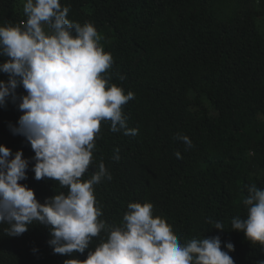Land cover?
<instances>
[{
    "label": "trees",
    "instance_id": "16d2710c",
    "mask_svg": "<svg viewBox=\"0 0 264 264\" xmlns=\"http://www.w3.org/2000/svg\"><path fill=\"white\" fill-rule=\"evenodd\" d=\"M26 0H0V26L26 21ZM70 6L68 18L107 28L115 41L105 52L113 57L110 83L134 99L122 107L127 128L113 132L101 122L92 162L82 177L90 178L103 162L111 179L94 185V195L108 226L119 227L131 202H149L153 215L164 218L181 244L193 238L219 236L235 264L264 261V246L252 244L232 229L235 217L246 219L243 199L248 186L264 190V0H60ZM7 57L0 56V63ZM124 76L121 80L119 77ZM7 81L8 74L0 73ZM16 89L0 106V145L29 160L24 184L40 203L68 188L58 181L35 179L34 151L14 135L23 113ZM187 135L192 147L176 139ZM119 149V160H116ZM179 151L181 158L175 153ZM219 222L224 230L215 229ZM0 223V264H65L85 260L88 251L106 241L93 237L89 249L56 254L48 227L33 222L19 236Z\"/></svg>",
    "mask_w": 264,
    "mask_h": 264
},
{
    "label": "clouds",
    "instance_id": "9594fccd",
    "mask_svg": "<svg viewBox=\"0 0 264 264\" xmlns=\"http://www.w3.org/2000/svg\"><path fill=\"white\" fill-rule=\"evenodd\" d=\"M69 11L60 0H26L27 20L0 26V56L7 57L0 73L8 74L7 81L0 80V106L9 98L15 102L16 89L23 86V115L18 127L10 125L11 131L30 143L35 179H52L68 188L67 194L40 203L33 189L19 183L27 179L29 160L22 151L12 158L11 149L0 145V223L10 225V236L25 233L33 222L48 227V243L61 255L82 254L101 230L108 232L107 240L88 251L85 260L73 258L65 264H235L229 255L235 250L233 243L226 244L228 251L222 250L219 236L181 244L166 220L153 215L149 202L129 203L122 226L98 219L102 212L94 185L111 175L101 162L90 178L82 177L92 162L102 121L110 122L113 132L138 133L127 128L122 111L135 94L110 83L108 70L114 61L100 43L102 36L90 22L71 21ZM175 138L192 147L187 135L178 133ZM115 151L119 160V149ZM175 155L181 158L179 151ZM247 192V217H235L232 229L264 246V190L252 184ZM214 228L224 230L219 222Z\"/></svg>",
    "mask_w": 264,
    "mask_h": 264
},
{
    "label": "rangeland",
    "instance_id": "374dc122",
    "mask_svg": "<svg viewBox=\"0 0 264 264\" xmlns=\"http://www.w3.org/2000/svg\"><path fill=\"white\" fill-rule=\"evenodd\" d=\"M262 28H264V22L262 24ZM113 30L112 29H106L104 30L100 35L102 36V40L100 41L101 45L103 46L104 50L109 46L111 45L114 41H115V38H113L111 35H110V32H112ZM19 183L21 184H24L23 180L20 181ZM25 185V184H24Z\"/></svg>",
    "mask_w": 264,
    "mask_h": 264
}]
</instances>
